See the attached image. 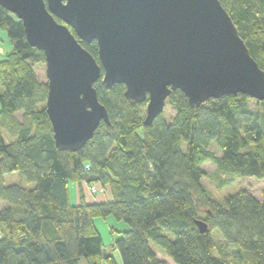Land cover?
I'll return each instance as SVG.
<instances>
[{"label":"trees","instance_id":"16d2710c","mask_svg":"<svg viewBox=\"0 0 264 264\" xmlns=\"http://www.w3.org/2000/svg\"><path fill=\"white\" fill-rule=\"evenodd\" d=\"M220 1L264 69V0ZM0 27L10 40L0 59V264H115L95 222L109 215L129 226L114 242L123 264H171L156 247L176 264H264V197L242 188L221 201L203 182L207 161L222 174L264 178V100L253 109L254 98L229 94L192 108L178 89L167 100L173 119L163 112L147 125V100L133 104L125 84L108 89L101 77L95 87L110 123L102 121L78 151L60 150L46 110L48 83L35 69L45 53L1 4ZM81 43L100 62L97 42ZM9 172L35 185H6ZM71 181L79 185L78 204ZM83 183L109 185L112 199L88 202ZM215 229L224 241L214 239Z\"/></svg>","mask_w":264,"mask_h":264},{"label":"water","instance_id":"95a60500","mask_svg":"<svg viewBox=\"0 0 264 264\" xmlns=\"http://www.w3.org/2000/svg\"><path fill=\"white\" fill-rule=\"evenodd\" d=\"M0 4L18 16L29 43L45 53L46 110L60 150L78 151L102 121L110 123L95 87L101 77L108 89L125 84L131 103L147 100V125L164 112L178 89L192 108L229 94L264 100V69L220 0ZM81 41L97 42L100 62ZM196 222L201 232L209 230L203 219Z\"/></svg>","mask_w":264,"mask_h":264},{"label":"rangeland","instance_id":"374dc122","mask_svg":"<svg viewBox=\"0 0 264 264\" xmlns=\"http://www.w3.org/2000/svg\"><path fill=\"white\" fill-rule=\"evenodd\" d=\"M0 30L4 32L6 40L9 43L10 40L7 31L1 27ZM35 69L38 74V77L41 80L47 82L46 63L36 64ZM2 90L3 87L0 84V92ZM249 106L253 109L257 108L258 105L256 99L250 100ZM0 110H1V106H0ZM144 112H146V108L144 109ZM164 113L165 116L168 118V120H172L176 113V109L169 102H167ZM20 117H21V113L19 112L17 113L16 118L20 119ZM8 125H9V121H8ZM4 135L6 141L9 142L15 138V136L10 134V131L8 129L6 130L4 129ZM210 148L212 151H214V153L217 156L221 155L220 150L215 144H212ZM203 167L206 168L207 170V176L203 179L204 184L208 187L211 194L215 198L221 201L227 195L234 194L242 188L249 189L254 195H256L260 199L264 197V178L261 179L257 177H235V176H230L226 173L222 174L219 172L217 165L212 161L205 162L203 164ZM3 180L6 185L13 183H19L27 187H33L35 185L34 182L27 181L26 178L21 174H19L18 172L5 173L3 175ZM96 186L98 192L94 193V190L90 188V185H88L87 183H83L82 189L84 191L85 197L87 196L88 199L92 202H96L97 201L96 199H103L104 201H107L106 197H108L112 193L110 186L109 185L104 186L100 184H97ZM78 187L79 185L76 182L73 181L70 182V195H71L72 204H78L80 201ZM97 202H102V201H97ZM1 205L2 203L0 202V206ZM95 222L99 231L103 236L106 253H112L114 255L116 261L115 264H123L121 253L119 249L115 247L114 242L121 235L122 232L128 230L129 228L128 224L125 221L118 220L114 215H109L107 217H97L95 219ZM213 237L218 242L225 240L219 229L213 230ZM156 248L159 251V253H161L170 261L171 264H176L169 256L164 255V253L159 247ZM79 264H87V262L83 258L81 259ZM102 264H111V263H109L106 259H103Z\"/></svg>","mask_w":264,"mask_h":264},{"label":"crops","instance_id":"0c3cea01","mask_svg":"<svg viewBox=\"0 0 264 264\" xmlns=\"http://www.w3.org/2000/svg\"><path fill=\"white\" fill-rule=\"evenodd\" d=\"M10 43V42H9ZM8 42H7V40H6V37H5V35H4V32H2V30H0V58H2V56L3 55H5V53L9 50V48H10V44H9ZM78 189H79V187H78ZM107 199L106 200H110V199H112V193L108 196V197H106ZM86 200L88 201V202H92V201H90L89 199H88V197L86 196ZM97 201H104L103 199H96ZM96 201V202H97Z\"/></svg>","mask_w":264,"mask_h":264},{"label":"built area","instance_id":"2783aa9c","mask_svg":"<svg viewBox=\"0 0 264 264\" xmlns=\"http://www.w3.org/2000/svg\"><path fill=\"white\" fill-rule=\"evenodd\" d=\"M90 188H92L94 190V193L98 192L97 186L96 185H92L90 186Z\"/></svg>","mask_w":264,"mask_h":264}]
</instances>
